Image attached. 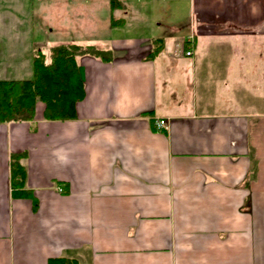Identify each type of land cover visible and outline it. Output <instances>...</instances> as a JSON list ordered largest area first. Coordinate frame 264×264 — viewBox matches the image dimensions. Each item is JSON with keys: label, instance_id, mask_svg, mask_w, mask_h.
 Masks as SVG:
<instances>
[{"label": "crops", "instance_id": "0c3cea01", "mask_svg": "<svg viewBox=\"0 0 264 264\" xmlns=\"http://www.w3.org/2000/svg\"><path fill=\"white\" fill-rule=\"evenodd\" d=\"M184 2L185 25L157 20L107 57L77 58L73 120H43L39 105L31 121L0 124V264H264V112L236 98L255 66L199 63L194 76L202 46L236 55L238 40L264 41V0ZM0 31V81L27 80L11 78L27 59ZM11 154L25 156L19 190Z\"/></svg>", "mask_w": 264, "mask_h": 264}, {"label": "rangeland", "instance_id": "374dc122", "mask_svg": "<svg viewBox=\"0 0 264 264\" xmlns=\"http://www.w3.org/2000/svg\"><path fill=\"white\" fill-rule=\"evenodd\" d=\"M90 1H93V4L89 5ZM129 1L124 9L123 6L112 7L110 0H0V23L11 27L12 47L19 51L22 58L27 59L23 67L28 69V74L23 77L17 74L11 78L32 77L31 59L33 52L38 49L44 53L45 60H49L52 47L62 44H76L83 48L91 46L93 49L110 53L117 39L126 40L140 36L142 32L148 31L149 25H153L155 29L157 20L163 19L170 26L173 22L182 25L186 23L187 11L184 0H174L178 3H172L173 0H139V4H133V0ZM171 7L181 12L178 14L180 20L172 21L163 13ZM161 29L166 31L164 28ZM238 41L241 46H236V55L233 52L213 55L207 51L213 47L202 46V54L194 71L196 83L198 85V81L202 80L199 75L204 72L198 67L199 63L210 67L214 63L221 64L222 61L223 65H226V62L234 59L239 64V57L245 58L250 55L247 65L251 63L255 66L253 73L254 75L257 73L258 78H249L253 90L247 85L236 98L243 101L245 108L251 107L256 112H264V41L250 39ZM0 56H3L2 52ZM191 80L190 77V82ZM199 94H202V91L197 89L196 102L199 100ZM210 95L211 93L200 95V99L204 101Z\"/></svg>", "mask_w": 264, "mask_h": 264}, {"label": "trees", "instance_id": "16d2710c", "mask_svg": "<svg viewBox=\"0 0 264 264\" xmlns=\"http://www.w3.org/2000/svg\"><path fill=\"white\" fill-rule=\"evenodd\" d=\"M112 7L121 6L110 0ZM150 57L159 53L161 41L156 42ZM109 51L86 48L76 44H62L50 49L49 60L40 49L33 52L32 77L27 80L0 81V124L31 121L38 104L42 106V119L46 121L73 120L75 104L83 95V79L77 58L90 55L107 57ZM23 154H11L9 181L12 190L24 187L25 168ZM47 264H78L74 260L50 259Z\"/></svg>", "mask_w": 264, "mask_h": 264}, {"label": "built area", "instance_id": "2783aa9c", "mask_svg": "<svg viewBox=\"0 0 264 264\" xmlns=\"http://www.w3.org/2000/svg\"><path fill=\"white\" fill-rule=\"evenodd\" d=\"M184 54H185V56H190L191 55V51L190 50H186ZM163 124H164L163 121H159V122H157V127L160 128V127H162Z\"/></svg>", "mask_w": 264, "mask_h": 264}]
</instances>
